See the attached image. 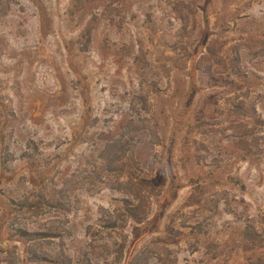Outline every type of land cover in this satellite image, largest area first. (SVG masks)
<instances>
[{"label": "rangeland", "instance_id": "obj_1", "mask_svg": "<svg viewBox=\"0 0 264 264\" xmlns=\"http://www.w3.org/2000/svg\"><path fill=\"white\" fill-rule=\"evenodd\" d=\"M0 264H264V0H0Z\"/></svg>", "mask_w": 264, "mask_h": 264}, {"label": "trees", "instance_id": "obj_2", "mask_svg": "<svg viewBox=\"0 0 264 264\" xmlns=\"http://www.w3.org/2000/svg\"><path fill=\"white\" fill-rule=\"evenodd\" d=\"M178 5L172 7L176 13L180 11L177 10ZM185 8H187V11L190 13V9L186 5ZM191 14H193L192 10ZM180 22L182 23V29L184 30L185 24L187 22L186 18L183 19L181 17ZM152 88L154 91L157 90L154 85H152ZM135 96L136 97L134 100L137 101V105L140 106L141 111L144 114H148L150 109L149 104L144 100V98L141 97V94ZM251 119L255 120L254 117ZM194 127L197 128V125H194ZM139 134L143 135V132H140ZM129 140H131L129 133L127 131L122 132L119 130L115 136H112L109 143L110 146H108L109 148L106 149V151L112 152L113 155V159L110 160V164L111 162L115 164V168L113 170H109V173L113 174V171L118 173L115 178L124 188V192L122 193L124 197L121 200L120 210H115L113 215L109 216L108 220L102 223L104 232H112L115 230L118 224L119 226H122L127 222H133L136 224L142 222L147 215L150 199L154 196H157L160 193L161 187L163 186V183L160 182L154 187L152 184L144 181L140 176L135 174L137 171V164L132 157L134 146L129 142ZM9 230V233L12 237L22 241L23 243L44 240L47 236V234L42 233H28L24 229L20 228L10 227ZM30 255L34 261L37 262L39 260L38 257L33 253Z\"/></svg>", "mask_w": 264, "mask_h": 264}]
</instances>
